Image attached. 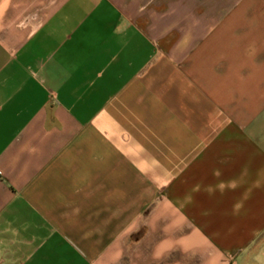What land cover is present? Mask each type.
I'll use <instances>...</instances> for the list:
<instances>
[{
  "label": "crops",
  "instance_id": "crops-1",
  "mask_svg": "<svg viewBox=\"0 0 264 264\" xmlns=\"http://www.w3.org/2000/svg\"><path fill=\"white\" fill-rule=\"evenodd\" d=\"M0 264H264V0H0Z\"/></svg>",
  "mask_w": 264,
  "mask_h": 264
},
{
  "label": "clouds",
  "instance_id": "clouds-1",
  "mask_svg": "<svg viewBox=\"0 0 264 264\" xmlns=\"http://www.w3.org/2000/svg\"><path fill=\"white\" fill-rule=\"evenodd\" d=\"M214 176H219L220 172L219 170L214 171ZM238 187V184L235 181H220L216 186H209L207 189L209 196L214 195L217 191H219L221 194H223L227 190H235ZM200 188L199 186H194L193 191L199 192ZM191 202V201H190ZM243 207L241 202H237L233 205V213L238 214L239 210Z\"/></svg>",
  "mask_w": 264,
  "mask_h": 264
}]
</instances>
